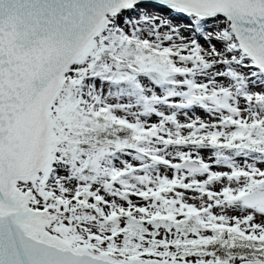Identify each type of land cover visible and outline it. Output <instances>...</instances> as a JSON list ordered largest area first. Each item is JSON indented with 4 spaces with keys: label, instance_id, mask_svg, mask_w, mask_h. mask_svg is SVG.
<instances>
[{
    "label": "snow or ice",
    "instance_id": "snow-or-ice-1",
    "mask_svg": "<svg viewBox=\"0 0 264 264\" xmlns=\"http://www.w3.org/2000/svg\"><path fill=\"white\" fill-rule=\"evenodd\" d=\"M0 264H264V0H0Z\"/></svg>",
    "mask_w": 264,
    "mask_h": 264
}]
</instances>
